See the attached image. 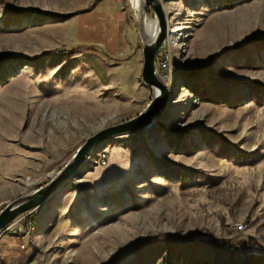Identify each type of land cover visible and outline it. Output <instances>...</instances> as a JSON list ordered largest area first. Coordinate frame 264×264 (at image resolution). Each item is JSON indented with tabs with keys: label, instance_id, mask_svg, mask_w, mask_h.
Instances as JSON below:
<instances>
[{
	"label": "rangeland",
	"instance_id": "1",
	"mask_svg": "<svg viewBox=\"0 0 264 264\" xmlns=\"http://www.w3.org/2000/svg\"><path fill=\"white\" fill-rule=\"evenodd\" d=\"M119 2L129 20L112 47L116 0H0V212L47 185L90 137L136 118L154 99L142 73L145 22L156 15L144 1L139 9ZM160 2L171 67L156 70L172 101L151 128L98 149L61 191L15 220L22 233L2 236L20 242V264H111L159 235L264 246V99L239 87L244 102L233 107L187 85L200 74L264 86L261 48L240 51L264 39V0ZM72 50L80 51L63 55ZM47 53L55 54L37 61ZM212 135L250 153L262 147L261 161L219 155ZM158 161L214 182L183 185Z\"/></svg>",
	"mask_w": 264,
	"mask_h": 264
},
{
	"label": "trees",
	"instance_id": "2",
	"mask_svg": "<svg viewBox=\"0 0 264 264\" xmlns=\"http://www.w3.org/2000/svg\"><path fill=\"white\" fill-rule=\"evenodd\" d=\"M228 2L229 0H226L225 3L228 4ZM218 7H221V5L219 4ZM228 7H230V4H228ZM253 47L261 48V61L264 65V39L252 40L240 51H247ZM80 50H72L63 55L68 53L72 55L75 53L74 51ZM242 53L237 59L243 57ZM53 54L55 53L39 56L37 61ZM214 77L215 80L209 82L205 76L201 77L199 74L187 84L188 88L196 93L197 90L201 89L203 92L198 91V94L205 93V96L210 95V98L217 96L222 103L233 107L244 102L242 99L244 96H241L237 90L239 87L245 88L246 94L255 95L256 99H264V86L259 83L234 82L219 75H214ZM199 81L201 82L199 83ZM235 94H238V97ZM208 137L216 139L220 143V148L216 150L219 155L227 158L234 156L236 163L255 165L262 159L260 153L262 147L250 153L219 135ZM157 164L160 165L159 167L164 176L173 178L183 185L203 186L214 182L209 175L201 171L166 165L159 161ZM127 257H132L134 261L121 262L122 259ZM111 264H264V246L254 239L248 242H235L213 238L196 239L194 237L182 238L174 235H159L144 239L139 244L124 251Z\"/></svg>",
	"mask_w": 264,
	"mask_h": 264
},
{
	"label": "water",
	"instance_id": "3",
	"mask_svg": "<svg viewBox=\"0 0 264 264\" xmlns=\"http://www.w3.org/2000/svg\"><path fill=\"white\" fill-rule=\"evenodd\" d=\"M147 9H152L157 18L158 35L152 43L144 45V67L142 79L146 86L155 90V97L147 108L136 118L116 126L106 128L90 137L77 151L73 160L61 170L47 185L31 195L20 198L0 212V237L19 217L35 211L61 191L67 183L81 170L88 158L98 149L104 147L113 139L134 135L151 128L166 111L172 101L174 90L157 74V59L161 47L169 37L170 28L160 0H143ZM148 41V40H147Z\"/></svg>",
	"mask_w": 264,
	"mask_h": 264
},
{
	"label": "crops",
	"instance_id": "4",
	"mask_svg": "<svg viewBox=\"0 0 264 264\" xmlns=\"http://www.w3.org/2000/svg\"><path fill=\"white\" fill-rule=\"evenodd\" d=\"M116 1L119 7L117 11L113 13V20L116 24V37L112 39V47H115L117 42L120 44V37L129 20V15L127 10L123 7V3L119 2V0ZM19 243L18 240L10 236L0 237V264H20L21 253Z\"/></svg>",
	"mask_w": 264,
	"mask_h": 264
},
{
	"label": "built area",
	"instance_id": "5",
	"mask_svg": "<svg viewBox=\"0 0 264 264\" xmlns=\"http://www.w3.org/2000/svg\"><path fill=\"white\" fill-rule=\"evenodd\" d=\"M165 47H166V43L161 47V49L159 51L157 63L159 64V68L162 70V72L164 74H167L169 72V70H170L171 65H170L169 58L166 55V52L164 51ZM168 77L169 76H166V79L165 80L169 81V78ZM102 164L105 165L106 164V161H103ZM14 223H13V225L11 227L8 228L7 232L12 231L11 233L13 235L19 236V234L22 233V230L19 229L18 227H16V225ZM18 225H19V223H18ZM239 230H242V228H240ZM21 248L22 249H25L26 247L24 245H22Z\"/></svg>",
	"mask_w": 264,
	"mask_h": 264
},
{
	"label": "bare ground",
	"instance_id": "6",
	"mask_svg": "<svg viewBox=\"0 0 264 264\" xmlns=\"http://www.w3.org/2000/svg\"><path fill=\"white\" fill-rule=\"evenodd\" d=\"M133 2L135 4V7L137 9H139L140 6H141V4L143 3V0H133ZM145 26H146V28H145L146 29V32H147V34H148V36L150 38V39H148L147 42L148 43H152L156 39V37L158 35L157 22L154 23V24H149L148 22H145ZM177 32H178V30H177ZM171 34H172L174 40L179 39V37H180V35L178 33H176V32H173Z\"/></svg>",
	"mask_w": 264,
	"mask_h": 264
}]
</instances>
